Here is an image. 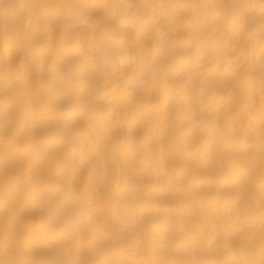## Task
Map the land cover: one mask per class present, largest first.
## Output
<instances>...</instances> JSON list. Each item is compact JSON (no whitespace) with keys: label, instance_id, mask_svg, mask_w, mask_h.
I'll return each instance as SVG.
<instances>
[{"label":"bare ground","instance_id":"6f19581e","mask_svg":"<svg viewBox=\"0 0 264 264\" xmlns=\"http://www.w3.org/2000/svg\"><path fill=\"white\" fill-rule=\"evenodd\" d=\"M137 8L147 22L133 28L128 20L129 38L136 39L137 33L151 37L153 19L156 35L160 25L174 21L172 35L184 46L171 61L175 82L158 78L152 85L159 91L161 116L177 114L189 103L186 85L199 91L185 116L191 134L173 140L161 119L154 145L161 164L159 172L152 170L150 183L173 179V188L187 189L167 202L170 247L133 248L129 258H199L214 264L264 260L259 195L264 178V12L259 0H0V154L21 137L28 144L27 155L9 152L8 161L0 158V264H72L94 258L86 219L78 218L110 195L104 164L85 166L82 155L93 143L87 137L68 147L53 141L73 134L76 112L123 111L120 94L115 99L108 95L119 75L109 72L101 77L99 90L92 84L85 95L60 100L41 81L46 69L65 71L78 52L99 63L112 36H119L113 32L116 21ZM45 17L51 22L41 33L36 25ZM68 26L75 27L65 32ZM93 42L98 51L91 50ZM23 63L31 69L34 87L11 79L12 70ZM18 110L28 112L30 125ZM248 188L254 189L253 199Z\"/></svg>","mask_w":264,"mask_h":264},{"label":"snow or ice","instance_id":"6c2138e0","mask_svg":"<svg viewBox=\"0 0 264 264\" xmlns=\"http://www.w3.org/2000/svg\"><path fill=\"white\" fill-rule=\"evenodd\" d=\"M259 7L264 12V0H259ZM139 8L129 17L116 21L113 32H118L119 36H112V46L101 54L99 63L91 61L84 52H78L73 63L65 71H58L57 66L50 70L46 69V76L41 81V87H51L56 99L60 100L66 95H85L92 84L99 90L102 86L101 77L109 72L119 75L118 84L108 95L115 99L117 93L120 94L123 111L104 108L83 116L76 112L72 117L73 134L53 141L68 147L80 143L85 137L92 140V146L82 155V159L86 167L93 169L97 162H103L104 179L110 193L107 201L101 198L88 209L86 217L78 218L81 222L86 219L94 258L72 264H214L212 261L199 258L190 261L183 259L141 261L129 258L130 249L133 248L146 247L152 243L159 248L170 247L165 238L171 218L167 202L187 189L180 185L173 188V179L156 185L150 183L152 170L159 172L161 164L154 145L159 142L161 119L165 121L171 139H183L191 134L193 126L185 116L192 109V102L199 91L186 85L185 96L189 103L177 114L168 111L161 116L157 104L159 91L152 85L158 78L165 82H175L171 61L184 51V46L172 35L176 29L169 25L176 23L174 21L160 25L159 35H156L158 22L153 19L151 37L137 33L136 39L129 38L125 30L128 20L132 21L133 28L138 23L147 22ZM50 22V19L45 17L37 22L36 27L41 33H46ZM72 27L75 26L65 27L64 31L67 32ZM261 30L264 31V26H261ZM91 50L98 51L95 42ZM30 72L28 64L23 63L12 70L11 79L16 82L23 81L26 86L34 87ZM65 116L67 118V113ZM112 116L116 119L109 118ZM18 117L26 126L30 125L31 120L26 110H18ZM147 117H151V121ZM27 147V138L21 137L19 144L0 154V158L8 161L9 152H14L17 156L27 155ZM261 163L264 165V152L261 154ZM246 191L249 199H253L254 189L248 188ZM259 195L264 206V178L261 180ZM6 264L19 262L8 261ZM26 264L35 262L29 261ZM54 264L69 262L55 261ZM226 264L254 262L233 260ZM261 264H264V260Z\"/></svg>","mask_w":264,"mask_h":264}]
</instances>
